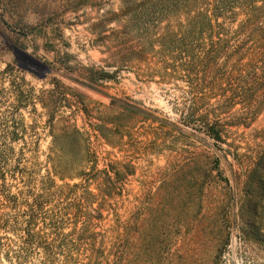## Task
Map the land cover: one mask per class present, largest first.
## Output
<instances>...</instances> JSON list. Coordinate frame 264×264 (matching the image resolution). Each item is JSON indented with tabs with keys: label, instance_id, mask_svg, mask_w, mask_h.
<instances>
[{
	"label": "rangeland",
	"instance_id": "rangeland-1",
	"mask_svg": "<svg viewBox=\"0 0 264 264\" xmlns=\"http://www.w3.org/2000/svg\"><path fill=\"white\" fill-rule=\"evenodd\" d=\"M181 2L0 0V144L31 177L8 183L22 193L23 227L35 211L44 242L54 227L63 242L50 261L38 247L16 258L21 244L7 231L0 264H111L128 225L132 264H264V195L257 218L242 208L264 151V114L219 149L180 122L207 74L188 78L182 68V38L199 10ZM189 44L197 57L211 48ZM48 173L57 187L44 192ZM83 173L101 182L57 193L82 184ZM104 173L128 174L112 198L97 195ZM35 196L43 209L26 205Z\"/></svg>",
	"mask_w": 264,
	"mask_h": 264
},
{
	"label": "trees",
	"instance_id": "trees-1",
	"mask_svg": "<svg viewBox=\"0 0 264 264\" xmlns=\"http://www.w3.org/2000/svg\"><path fill=\"white\" fill-rule=\"evenodd\" d=\"M192 1H195L199 11L188 23L182 38L185 42L183 54L188 59L187 64L182 68L188 74V78L196 76L198 72L207 74H204L201 85L195 88V95L181 115L180 122L190 128L193 126L199 128L219 149L232 138L234 129H248L264 114V0H182L181 4L188 9ZM239 18L241 20L238 22ZM228 24L230 27L226 26ZM235 24L236 26L232 27ZM191 41L199 45L209 41L211 48L202 57H197L194 50L192 52L189 50ZM228 152L236 156L231 150ZM13 154L12 146L0 144V254L3 257L7 256L5 251L8 245L3 233L10 231L17 236L21 244L19 256L16 258L27 259L38 247L43 249L46 259L50 261L55 257L54 249L63 243L55 239L61 227H54L53 239L44 242L40 234L35 232L38 222L37 212L33 211L28 216L24 227L23 223H20L18 209L22 204L20 199L22 193H13L8 182L21 177L31 184V177L24 173V168L21 169L20 162L14 167L10 166V157ZM217 155L214 168L217 173H221L222 156L219 153ZM249 173H251L249 184L255 189L245 193L242 208H248L257 218L264 195L262 174L264 151L258 154ZM93 174L92 176L90 173H83L82 184L63 186L57 193L69 191L70 194H74L80 187H90L93 183L101 182L98 179L100 173ZM104 175L103 184L100 183L97 195L112 198L115 193H112L111 189L115 190V185L127 179L128 174L123 177L119 173H104ZM52 176L53 173H48V178L40 182L44 192L57 187L51 179ZM97 195L94 194L93 197ZM45 202L42 197L35 196L31 203L26 202V205L31 210L43 209ZM87 202L91 207L93 201L87 200ZM103 206L104 203L101 210ZM73 207H68V211L78 210L75 205ZM75 215L84 217L87 214L79 210ZM245 225L253 226V223ZM133 237L134 227L126 226L123 246L113 255L111 264H132ZM78 240L81 243L85 238Z\"/></svg>",
	"mask_w": 264,
	"mask_h": 264
},
{
	"label": "water",
	"instance_id": "water-1",
	"mask_svg": "<svg viewBox=\"0 0 264 264\" xmlns=\"http://www.w3.org/2000/svg\"><path fill=\"white\" fill-rule=\"evenodd\" d=\"M21 53H22L23 55H25L27 58L33 60L34 62L41 64L43 67H46V65H44V64L40 63L39 61L33 59L32 57L28 56L26 53H24V52H21ZM43 78H44V77H43Z\"/></svg>",
	"mask_w": 264,
	"mask_h": 264
}]
</instances>
